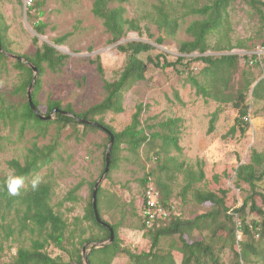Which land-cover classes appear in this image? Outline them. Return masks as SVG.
Masks as SVG:
<instances>
[{
  "label": "rangeland",
  "instance_id": "1",
  "mask_svg": "<svg viewBox=\"0 0 264 264\" xmlns=\"http://www.w3.org/2000/svg\"><path fill=\"white\" fill-rule=\"evenodd\" d=\"M94 1L44 0L42 6L44 13L39 15L35 10L32 12L33 20L40 19L47 24L46 34L40 37V45L71 33L64 43L57 46L62 53L69 55L65 64L56 72L47 70L41 77L43 87L38 100L43 112L49 100L59 101L63 108L71 106L78 113L101 102L105 97L104 80L112 81L119 78L126 65L127 55L117 48L120 43L132 40L151 43L155 48L141 55L145 61L148 56L176 61L180 56L190 58L199 55V53L183 55L180 52V44L182 41L193 39L186 28L192 20L200 18L189 12L190 9L211 0H129L124 4L126 16L138 20L143 34L128 31L116 43L111 41L112 36L104 26L103 20L94 15ZM161 7L179 22L173 34L158 21L160 18L158 9ZM262 11L263 13H260L244 0L233 1L228 8L229 26L225 25L221 29L222 33L228 34L234 44L244 41L249 46L247 51H254L258 45H264V8ZM0 13L4 29L7 27L4 31L6 45L12 50L8 54V59L3 64L0 63V106L21 104L28 97L27 93L24 95L17 91L24 74L18 67L16 57L11 54L33 55L37 48L33 42L36 33L33 30V20L27 16L24 0L22 3L17 0L0 1ZM147 29L152 37L148 36ZM159 37L164 39L162 44L156 42ZM217 38L218 34L213 32L209 36V42L213 45ZM207 53L220 55L226 52L209 50ZM98 55L104 68L103 75L93 62ZM262 60L260 68L256 67L253 70L257 81L264 78V55ZM200 64L197 73L192 74L190 69L193 61L184 60L176 69H161L148 63L145 79L135 83L125 94L124 112L118 114L108 112L103 118L117 131L123 130L132 122L133 114L139 105L144 108L141 117L144 124L157 123L169 117L183 118L184 125L180 136L183 150L180 154L175 151L173 154H177L179 160L188 166L196 170L203 169L205 180L196 183V188L216 192L221 188L228 189L226 205L229 209H235L243 203L249 189V186L245 185L246 192L241 191L234 185L236 169L241 164L251 161L253 150L264 152V99L255 100L250 91L251 127L245 134H242L240 129L233 135L227 134L237 117L234 107L231 104L220 105L214 100L197 95L196 89L187 81L189 75H200L202 69ZM239 65L241 68L246 67L243 59ZM235 77L240 79L241 74L238 73ZM216 111L219 117L215 123V130L209 132L210 120ZM96 118L99 119L100 116ZM54 142H57V150L53 161L29 180L39 177V180L51 181L54 192L51 203L55 210L63 214L72 230L80 223L72 242L70 240L64 243L66 251L53 244L47 247L54 257L60 255L65 260L75 261L77 249L82 254L84 246L80 245L82 239L93 234L104 236L93 222L86 220V216L90 215L92 183L99 180L105 168L104 153L109 145L107 133L102 129L85 130L82 125L60 127L53 123L48 133L42 136L31 125L24 131L20 124L12 128L1 126L0 171L10 173L11 169L7 162L14 158L23 161L28 148L33 144L37 143L41 147ZM126 147V144H122L117 151L114 168L101 183L100 212L103 219L117 225L122 247L136 253L148 252L151 250L152 242L142 230L141 210L144 192L142 181L151 171L156 175L160 173L163 177L165 173L158 168L161 162L149 145L144 144L135 153ZM151 178L154 180V177ZM168 182L172 187L175 213L183 220L194 219L214 208L211 202L200 204L195 201L192 191H188L185 197L181 195L185 184L183 174H176L175 179ZM27 183L25 182L23 186H27ZM79 184L81 188L75 192L79 198L76 201H65L64 205L60 206L69 191ZM258 191L264 193V188L260 186ZM256 201L264 208L261 197L258 196ZM255 219L261 220L262 217L255 212H248V220ZM36 235L27 232L24 236L15 234L9 239L0 237V264L11 263L18 248L21 245H29L30 239ZM185 236L190 241L204 239L210 242L221 261L230 264L232 251L229 247L222 249L223 243L219 241V235L213 231L202 232L196 229L191 239ZM259 238L260 236L256 234V240ZM87 243L92 242L85 244ZM181 245L179 234L165 236L160 240L158 252L172 254L176 264H181L183 258L179 250ZM89 247L90 245L87 247V253L90 252ZM112 264H131V260L126 253H119ZM251 264H264L263 256L253 257Z\"/></svg>",
  "mask_w": 264,
  "mask_h": 264
},
{
  "label": "trees",
  "instance_id": "2",
  "mask_svg": "<svg viewBox=\"0 0 264 264\" xmlns=\"http://www.w3.org/2000/svg\"><path fill=\"white\" fill-rule=\"evenodd\" d=\"M12 1V0H0ZM22 3L23 0H17ZM129 0H95L93 4V13L95 16L103 20V24L107 31L111 34V41L116 43L126 35L128 31H137L143 34L142 27L137 19L126 16V7L124 6ZM235 0H211L201 6H194L190 9L194 15L200 18L192 20L186 30L192 40L182 41L180 44V52L183 55L199 53L197 57L180 56L176 61H170L167 58L163 60L159 56L153 58H142V54L148 53L155 47L142 40H132L120 43L117 48L120 52L127 55L126 65L124 66L119 78L115 80H104V99L92 105L83 112H75L71 106L63 108L61 103L56 100H49L47 108L43 112L41 109L38 95L43 87L42 76L47 70L52 72L58 71L64 64L69 55L62 53L58 49L70 36L66 33L52 40V42H43L41 45L40 37L46 34L47 24L40 20L34 19L33 11H37L39 15L44 13L42 6L44 0H33L32 5L27 7V16L33 21V30L36 35L33 42L37 47L33 55H18L23 57V61L16 58L18 67L23 70V78L21 85L17 88L18 92L26 95L27 89L31 86L33 80V69L29 66L33 64L39 72L36 84L32 89V100L39 110L49 115L53 109H59L74 113L77 117L85 118L90 121L98 122L109 130L107 133L101 127L81 123L75 117L64 115L58 112L54 119L41 120L32 110L28 97L21 104L0 106V128L1 126H10L11 128L17 124L21 125L22 131L31 125L34 126L39 135H46L49 127L53 123H57L60 127L67 125H82L85 130H100L107 133V139L110 143L111 135L114 137V144L111 151L110 168L107 177L114 168L115 156L120 150L122 144H126V148L130 152H137L144 144L149 145L156 154L161 164L158 166L162 174H155L151 171L143 179L142 184L146 190L149 183H153L161 193V202L163 206L169 210L170 214L167 218L159 220L153 227L147 228L142 217V230L152 242L151 250L148 252L136 253L129 248L121 245V240L117 234V225H103L99 223L95 217L93 208V189L97 181L92 183V193L90 201V215L86 216V220L93 222L99 228L104 236L91 235L82 239L80 245L86 242H102L109 240L110 228L114 229L115 238L110 244L103 247H93L88 253L90 264H112L119 253H126L131 264H176L172 254H160L158 247L160 240L165 236H173L179 234L182 245L179 247L183 254L181 264H224L218 253L214 251V247L206 240L190 241L193 231H213L219 235L222 249L229 247L232 251V259L230 264H251L253 257L263 256L264 258V208L257 204L256 198L261 197L264 202V193L258 191V187L264 188V152L253 150L251 161L243 163L236 169L234 185L241 191L246 192L245 185L249 186L243 203L235 209H229L226 205L228 189H220L218 192L211 190H203L196 188L195 184L205 180V172L203 169L196 170L188 166L184 161H180L177 154H180L183 147L180 144V136L184 125V119L181 117H169L153 124H144L141 117L144 108L139 105L133 114L132 122L123 130L117 131L114 127L107 124L103 116L108 112L122 113L125 110L124 99L125 94L139 81L146 77L148 63H152L155 67L161 69L173 68L184 60L193 61L190 72L193 71L195 64H202L199 76H188L187 81L196 89V94L211 99L222 104H231L237 111V117L234 125L229 129L227 134L233 135L238 129L245 134L251 127L250 120V102L249 93L252 91L253 98L257 101L264 99V78L257 81L254 69L263 64L262 57L248 54H231L233 49L247 51L249 46L244 41L234 44L229 35H224L221 29L226 25L229 26L228 8ZM253 8L263 13L264 0H244ZM117 3V5H114ZM160 18L158 21L169 30L175 33L179 22L175 17H171L164 7L158 9ZM230 28V27H229ZM7 27L2 25V15L0 13V43L4 51L0 50V63H4L8 59V54L12 50L6 45V34L4 31ZM152 37L153 35L149 34ZM216 32L218 38L212 45L209 42V36ZM164 39L159 37L156 39L158 44H162ZM259 46V45H258ZM257 46V47H258ZM264 46V45H262ZM256 47V48H257ZM220 51L226 52L220 55H209L207 52ZM243 59L246 67L241 68L240 60ZM255 59V60H254ZM251 60L253 62L251 63ZM27 62L28 64H26ZM97 64V69L103 75L104 68L101 57L98 55L93 61ZM199 62V63H198ZM200 64V65H201ZM240 73L241 78L236 79V74ZM256 83V84H255ZM255 84V85H254ZM254 85V86H253ZM100 116L99 119L96 117ZM218 111L214 112L210 120L209 132L215 130V123L218 120ZM84 134L86 132H83ZM108 147V146H107ZM57 150V142L49 145L39 146L37 143L28 148V152L23 161L19 159H11L7 163L11 169L10 173L0 171V237L9 239L18 234L24 236L27 232L37 234L35 238L30 239L29 245H21L13 260L9 264H85L83 255L77 249L75 261L65 260L62 256H53L49 253L47 247L53 244L62 251L67 248L64 245L66 241L72 242L75 238V231L80 227V223L76 224L75 229H71L70 223L63 214L55 210L52 205L53 184L49 180H39V184L34 189L33 180L29 179L37 174L43 167L49 165L54 159V153ZM107 151V149H106ZM106 151H105V167H106ZM177 154L174 155L173 152ZM105 170V168H104ZM103 170V172H104ZM176 174H183L185 184L181 195L186 196L188 191L193 192L194 200L200 204L211 202L214 208L210 211L199 215L194 219L183 220L182 217L175 213V206L172 201V187L168 180L175 179ZM22 177L23 183L19 187L16 195L9 192L7 181L9 176ZM154 177V180L151 178ZM25 182L27 186H23ZM81 188V184L77 185L68 195L61 201L60 206L65 201H76L79 197L75 192ZM102 186L98 190V211L100 212V194ZM144 207V192L142 210ZM248 212H255L262 219L248 220ZM102 217V216H101ZM78 219V218H77ZM79 220V219H78ZM240 222V225H239ZM242 233V238H238V231ZM256 234L260 236L256 240ZM82 238V235H80Z\"/></svg>",
  "mask_w": 264,
  "mask_h": 264
},
{
  "label": "water",
  "instance_id": "3",
  "mask_svg": "<svg viewBox=\"0 0 264 264\" xmlns=\"http://www.w3.org/2000/svg\"><path fill=\"white\" fill-rule=\"evenodd\" d=\"M0 50L4 51L2 46H1V43H0ZM7 54H9V53H7ZM11 56L19 58L22 61L24 60L23 57L18 56V55L11 54ZM29 66L33 69V80H32L31 86L29 87L28 92H27L28 101L30 103V106H31L32 110L34 111V113L36 114V116L39 119H41V120H51V119L55 118V115L58 112H61L64 115L75 117L81 123H86V124L94 125V126H97V127H101L107 133H110L109 130H107L106 127L100 125L98 122L90 121V120H87L85 118L77 117L74 113H71V112L66 111V110L59 109L58 107L54 108L53 112L51 114H49V115L43 114L39 110V108L35 105V103L33 102L32 94H31L32 93V89H33L34 85L36 84L39 72H38V69L33 64L29 63ZM113 144H114V137H113V135H111V140H110V143H109V145L107 147V151H106V167H105V170H104L102 176L99 178V180L97 181V183H96V185L94 186V189H93V208H94L95 217H96L97 221L99 223L103 224V225H108V223L100 216L99 211H98V190H99V187L101 186V183L103 182V180L106 177V175H107V173L109 171V168H110V158H111V151H112ZM114 238H115L114 229L110 228L109 240L102 241V242H94V243H91V244H89V243L85 244L83 246V249H82V255H83L85 263L86 264H90L89 259H88V253H87V250H88L87 247L89 245H90L89 249H91L93 247H97V248L103 247L106 244L112 243L114 241Z\"/></svg>",
  "mask_w": 264,
  "mask_h": 264
},
{
  "label": "built area",
  "instance_id": "4",
  "mask_svg": "<svg viewBox=\"0 0 264 264\" xmlns=\"http://www.w3.org/2000/svg\"><path fill=\"white\" fill-rule=\"evenodd\" d=\"M33 0H24L25 8L32 5ZM233 49L231 54H248L255 55L257 57H262L264 55V46L259 45L254 51H236ZM255 60V59H254ZM253 60H251V63ZM199 69V64L193 66V71L196 72ZM170 212L166 209L161 202V193L153 183H149L146 190L144 191V207L142 211V217L147 228L153 227L159 220L167 218ZM240 225V222H239ZM238 238H242V233L240 229L238 231Z\"/></svg>",
  "mask_w": 264,
  "mask_h": 264
},
{
  "label": "clouds",
  "instance_id": "5",
  "mask_svg": "<svg viewBox=\"0 0 264 264\" xmlns=\"http://www.w3.org/2000/svg\"><path fill=\"white\" fill-rule=\"evenodd\" d=\"M22 183H23L22 177H16L10 175L7 181V186L10 194L16 195ZM38 184H39V177L33 180V184H32L33 188L35 189Z\"/></svg>",
  "mask_w": 264,
  "mask_h": 264
}]
</instances>
